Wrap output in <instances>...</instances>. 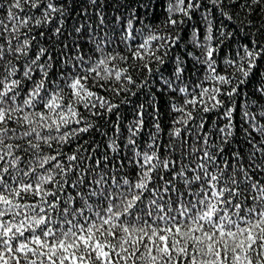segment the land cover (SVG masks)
Listing matches in <instances>:
<instances>
[{
  "label": "snow or ice",
  "instance_id": "6c2138e0",
  "mask_svg": "<svg viewBox=\"0 0 264 264\" xmlns=\"http://www.w3.org/2000/svg\"><path fill=\"white\" fill-rule=\"evenodd\" d=\"M0 264H264V0H0Z\"/></svg>",
  "mask_w": 264,
  "mask_h": 264
}]
</instances>
